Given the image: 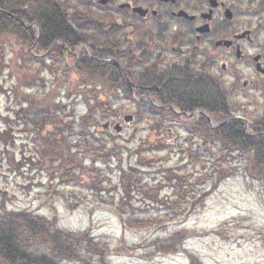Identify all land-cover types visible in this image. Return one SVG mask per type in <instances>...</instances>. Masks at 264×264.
I'll use <instances>...</instances> for the list:
<instances>
[{
	"label": "flooded vegetation",
	"instance_id": "flooded-vegetation-1",
	"mask_svg": "<svg viewBox=\"0 0 264 264\" xmlns=\"http://www.w3.org/2000/svg\"><path fill=\"white\" fill-rule=\"evenodd\" d=\"M0 14L23 20L11 35L37 62L54 67L60 52L87 78L45 67L46 84L68 80L77 101L117 104L106 132L144 118L170 158L217 149L219 129L236 117L262 124L264 0H0Z\"/></svg>",
	"mask_w": 264,
	"mask_h": 264
},
{
	"label": "trees",
	"instance_id": "trees-1",
	"mask_svg": "<svg viewBox=\"0 0 264 264\" xmlns=\"http://www.w3.org/2000/svg\"><path fill=\"white\" fill-rule=\"evenodd\" d=\"M60 32L70 27L59 23ZM24 28L14 24L4 15L0 14V73L7 69L9 76L15 78L8 89L0 83V92L11 94L12 100L17 104L11 109L14 119L9 116L3 118L5 129L0 132V140L4 145L13 142L12 137L17 131L24 129L34 135L33 147L38 162L34 165L39 170H45L52 179L57 178L60 183H72L76 181V171L82 167L77 160V153L73 148H79L80 143L73 145L75 139L82 140L87 151L93 152V161L100 160L107 166L110 172H116L115 177H108L107 173L95 168L87 170L91 176L92 187L101 191L98 195L101 201L114 203V212L120 218L124 227H147L159 223L156 217H145L147 210L151 216L152 204L156 203L166 212L169 220L182 212L185 203L194 194L195 187L204 180V175L195 177L187 165L162 168L158 172L163 173L161 179L148 189L140 187L142 175L134 164L123 165V149L120 144L110 145L103 137L96 136L91 127L99 126V121L105 117L118 115L116 105L113 102L84 100L86 111L78 116L63 120L64 113H70L67 109L70 104L67 99L59 96L58 88L54 85L45 86L40 76L46 63L33 57L21 46L22 39L13 37L12 32H21ZM70 42L69 39H62ZM10 46L12 55L8 56L5 47ZM60 58V52L52 54ZM8 58V59H7ZM49 66V70H50ZM52 72L59 74V68L54 67ZM74 72L76 79H87L84 68L69 70ZM14 73L15 75H12ZM97 73L96 78H100ZM71 86H67L66 97H70ZM67 101V102H66ZM25 106H24V105ZM262 124L256 123L249 127L251 133L247 135L243 131V123L234 121L219 129L218 139L223 147L220 149L226 154L238 153L244 161L246 175L259 182L264 191V119ZM91 137V138H90ZM94 138V139H92ZM148 150L154 151L153 145L147 140ZM9 144V143H8ZM152 145V146H151ZM139 163L152 164L153 160L142 156V150L137 149ZM183 155V152H179ZM201 151H190L186 155L198 166ZM130 155V154H129ZM129 155L127 156L129 159ZM115 162L111 169L110 161ZM116 158V159H115ZM198 160V161H197ZM201 165V164H200ZM202 166V165H201ZM78 167V168H77ZM77 168V169H76ZM220 170L219 175H223ZM206 176V175H205ZM225 176V174L223 175ZM54 184L51 183V187ZM113 193L109 198L103 194ZM169 190V191H166ZM164 194H161V192ZM135 192H140L141 206H136ZM191 205V203H190ZM161 210V211H162ZM133 215H136L133 218ZM228 221L224 222L227 223ZM189 231L180 228L163 238H156L151 245L155 254L169 255L179 252L184 242L189 238ZM123 247V246H121ZM113 248L108 242L95 238L89 228L80 231H71L59 226L57 218L36 214L29 210H13L6 208L5 204L0 209V264H63V262L76 264H110L109 257L114 253L125 252L126 248ZM131 245L129 248H137ZM190 264H205L200 258L188 254Z\"/></svg>",
	"mask_w": 264,
	"mask_h": 264
},
{
	"label": "rangeland",
	"instance_id": "rangeland-1",
	"mask_svg": "<svg viewBox=\"0 0 264 264\" xmlns=\"http://www.w3.org/2000/svg\"><path fill=\"white\" fill-rule=\"evenodd\" d=\"M7 70L0 73V83L9 90L8 84L12 85L15 78L9 76ZM67 86V82L59 86L58 93L70 104V97L65 95ZM8 95L0 92V132L5 129L4 117L14 119L8 107H15L17 102ZM67 109L70 113H64L62 118L65 121L85 111L82 103H71ZM146 122H132L116 136L109 132H102L101 136L108 139L109 144L119 143L123 150H133L139 144L142 156L152 159V164L139 163L137 153H133L128 160L126 151V156L123 157L129 164L139 168L143 185L154 186L163 176L158 171L175 166L179 157L172 152L169 159L168 151L146 149V142L152 136ZM133 130L136 132L134 138ZM15 133L13 142H8L7 145L0 140V209L4 203L8 209L55 216L59 226L71 231L89 228L95 238L108 242L113 248H126L125 252L112 254L109 257L110 264H190L189 253L205 264H264V191L257 180L246 175L244 161L238 153L227 155L218 148L210 151L212 153H206L203 166H186L193 171L195 177L203 174L206 176L195 187L189 201L183 205L186 209L174 220H169L163 210L152 209L156 212L154 216L145 210V217H156L159 223L128 228L123 226L114 212L115 202L101 201L98 196L101 191L92 187L90 181L94 174L91 172L90 176L87 169H91L94 153L86 150L87 145L82 140L76 138L72 143H80L79 148H73L72 152L77 153L76 160L81 162L82 167L76 171V181L66 184L60 183L57 178L52 179L48 172L39 170L34 165L38 162L32 144L34 135L25 132L22 127ZM95 164L108 177L116 176L115 171L110 172L100 161ZM110 167H115L114 161H110ZM220 170H224L225 176L219 175ZM51 183L54 184L52 187ZM113 193L118 196L113 190L103 196L109 198ZM135 194V204L141 206V193ZM226 221L228 222L224 223ZM180 228H186L190 235L179 252L155 254L152 241ZM131 245L138 247L131 249Z\"/></svg>",
	"mask_w": 264,
	"mask_h": 264
},
{
	"label": "water",
	"instance_id": "water-1",
	"mask_svg": "<svg viewBox=\"0 0 264 264\" xmlns=\"http://www.w3.org/2000/svg\"><path fill=\"white\" fill-rule=\"evenodd\" d=\"M124 119H125V121H129V120H131V117L130 116H125ZM107 125H108V123H104L102 126L105 128ZM114 129L118 132V131L121 130V127L117 123V124L114 125Z\"/></svg>",
	"mask_w": 264,
	"mask_h": 264
}]
</instances>
